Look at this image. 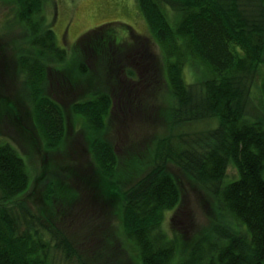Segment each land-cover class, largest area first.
I'll use <instances>...</instances> for the list:
<instances>
[{"label": "trees", "instance_id": "1", "mask_svg": "<svg viewBox=\"0 0 264 264\" xmlns=\"http://www.w3.org/2000/svg\"><path fill=\"white\" fill-rule=\"evenodd\" d=\"M3 1L14 6L15 26L24 31L22 40L12 41L5 52L13 51L15 69L22 76L20 90L30 109L31 126L44 148L56 151L65 141L66 120L50 92L67 70L52 66L63 63L66 52L45 23L47 0ZM137 2L149 34H138L119 22L111 23L114 31L109 34L105 23L76 42L78 76L80 82L88 78L83 84L88 95L73 101L70 110L88 133L96 179L109 185L113 195L104 199L94 186L90 200H115L113 230L127 246L128 240L132 242L127 253L134 264H264V0ZM117 28L125 32L119 39ZM4 58L1 53L0 87L6 75ZM84 58L92 61L94 75L88 74ZM186 67L194 72L192 80L186 79ZM51 72L56 77L49 82ZM4 91L2 87L0 94ZM155 91L158 101L152 99ZM9 101L11 106L0 97L12 122L22 127L18 107ZM150 106L158 108L155 114L164 122L163 133L153 137L144 151L120 156L106 137L113 109L146 113ZM208 121L215 126L185 129ZM228 166L237 174L226 181ZM172 167L210 197L215 216L186 250L177 248L179 212L170 218L175 237L162 230L165 212L181 205L180 180ZM30 181L16 147L0 142V264H89V248H78L83 239H77L73 227L72 236L62 234L21 199L15 203ZM49 189V204L69 200L72 221H84V232L102 234L108 242L106 219L81 214L80 206L88 202L83 194L73 186L65 196L63 189ZM88 219L93 220L91 227ZM99 258L106 264L111 252L104 251Z\"/></svg>", "mask_w": 264, "mask_h": 264}, {"label": "rangeland", "instance_id": "2", "mask_svg": "<svg viewBox=\"0 0 264 264\" xmlns=\"http://www.w3.org/2000/svg\"><path fill=\"white\" fill-rule=\"evenodd\" d=\"M15 17L16 11L14 6L0 0V54L4 55V61L7 64L2 86L6 91L2 92L0 97L8 102V106L12 105L9 101L10 99L14 101L21 114L22 127L26 126L24 133L22 127L12 122V114L5 110L6 105L0 102V142H9L16 147L18 153L23 157L31 177L29 189L23 195L13 200L15 203H18L19 199H21L34 215L42 218L44 221L48 217L52 223H55L58 232L62 234L65 232L67 235L72 236L74 229L78 235L77 239H83V243L78 248L82 250L89 248V255H86V260L89 264H102V258L99 257L104 251L107 253L111 252V258L106 261V264H134L129 259V254L127 253V250H132L129 246V242H132L128 240L127 246L123 243L122 237L116 234V230H113L114 224L117 222L116 217L111 216L116 207L115 200L109 199L111 204L101 203V200H98V202L90 200L91 194H94V186L97 187L99 196H102L104 199L113 195L110 192L111 188L109 185L102 184L97 180V173L90 161L87 150L88 133L82 130L80 123L76 122V117L70 109L73 101L87 97L88 95L86 93L88 87L83 85L88 78H85L86 81L80 82L78 76L77 39L88 30H92L102 24L108 23V29H110L111 23L118 22L131 26L138 34H149L147 23L139 10L138 2L137 0L46 1L44 8L45 23L54 31L58 47L66 52L65 61L60 64L55 63L52 66L55 69L66 68L67 70L64 76L57 77L58 83L54 85L55 90L50 92L52 98L60 104L66 120L65 141L56 151H47L41 144L36 129L33 125L31 126L30 109L28 103L25 101L24 94L20 90L22 76L15 69L13 51L12 53L5 52L8 44H12V41L19 42L22 40L21 38L24 34L20 25L15 26ZM113 31L112 27L107 33L113 34ZM107 33L105 38L109 35ZM124 34L125 32L122 29H116L115 35L118 39L124 36ZM83 60L87 68H89L88 74L94 75L96 69L92 61L89 58H84ZM93 63L96 65L98 60L94 59ZM199 75L201 73L197 77ZM186 76L187 80L193 79L194 72L191 67H186ZM54 77H56V73L51 72L49 82ZM104 83L105 81L102 82V85ZM159 91L152 93L154 101H158ZM126 104L129 105L128 99L126 100ZM113 110L114 112L112 111L108 123L106 137L116 144V149L120 156H129L144 151L146 146L151 143L153 137L163 133L164 122L155 114L158 110L157 107L150 106V109L146 113H135V111L124 113L118 107H115ZM205 125L214 127L215 123L213 121L200 122L194 127L190 126L185 129L202 128ZM15 127L21 132L16 130ZM168 169H171V167H168ZM172 170L180 180L182 190L181 205L173 211L165 212L166 219L163 221L162 230L167 233L168 237H175L172 234L170 218L175 212H179L181 220L178 221L176 228H181L178 231V235H181V238L177 248L179 250H186L193 246L194 242L203 232L207 231L210 220L214 219V222L215 216L211 212L210 197L198 185H194L188 179H185L178 168L172 167ZM59 174L64 176L59 178ZM236 174V170L232 166H228L225 180L233 179ZM56 178H59V180H54ZM133 183L134 179L128 181L125 188L127 189ZM72 186L76 192L83 194L84 201H88L86 203L82 200L83 203L80 206L81 214L90 213L88 216L90 218L98 217L106 219L103 229L105 232H109L107 234L109 236L108 242L102 234L84 232V227H86L84 221H72L71 218L74 213H72V205H70L69 200H58L53 205L47 202L46 195L50 191V187L53 189L57 187L58 190L63 189V196H65L67 192L72 191ZM76 208H79V204ZM63 213L65 215H60ZM88 220L90 221L89 227H91L93 220ZM95 224H97V228L101 227L99 222ZM110 241L112 242L109 243ZM108 243L110 246L106 247Z\"/></svg>", "mask_w": 264, "mask_h": 264}]
</instances>
